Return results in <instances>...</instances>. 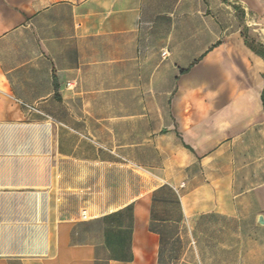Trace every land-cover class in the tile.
Returning <instances> with one entry per match:
<instances>
[{
    "label": "crops",
    "instance_id": "obj_1",
    "mask_svg": "<svg viewBox=\"0 0 264 264\" xmlns=\"http://www.w3.org/2000/svg\"><path fill=\"white\" fill-rule=\"evenodd\" d=\"M244 28L264 0H0V264H264Z\"/></svg>",
    "mask_w": 264,
    "mask_h": 264
},
{
    "label": "rangeland",
    "instance_id": "obj_2",
    "mask_svg": "<svg viewBox=\"0 0 264 264\" xmlns=\"http://www.w3.org/2000/svg\"><path fill=\"white\" fill-rule=\"evenodd\" d=\"M249 19V17H248ZM239 22L240 24H242L244 22V20H241L239 18ZM248 30L246 28L245 32L248 33ZM250 32V31H249ZM252 34L256 35V37L254 38V40H259L260 41V37L253 33L251 31ZM148 177L144 176V175H141L140 173H133V174H130L128 175V195L130 196H136L138 194H144V195H148L151 190H152V187L154 186V182H153V177L151 175H147ZM114 177V176H113ZM112 177H110L108 174L105 175V186H104V189L102 188L101 189V194L103 195H106L107 197L109 195H111V193L115 192L114 188L116 187L115 183L112 182ZM146 179H148V187L147 184H146ZM91 191H86V193H90ZM87 194H86V199H87ZM191 260V261H190ZM185 262H192V259L189 258L188 254L187 256L185 257ZM185 263V264H187Z\"/></svg>",
    "mask_w": 264,
    "mask_h": 264
},
{
    "label": "trees",
    "instance_id": "obj_3",
    "mask_svg": "<svg viewBox=\"0 0 264 264\" xmlns=\"http://www.w3.org/2000/svg\"><path fill=\"white\" fill-rule=\"evenodd\" d=\"M236 13L238 14V17L241 19L242 18V11L240 10L239 7H234ZM246 28L242 29V37L244 39V43L245 45L252 51L254 52L256 55L260 56L263 61H264V45L256 42L253 38H250L247 33L245 32ZM263 81H264V73L262 75ZM261 102H262V107H263V111H264V88L261 94Z\"/></svg>",
    "mask_w": 264,
    "mask_h": 264
},
{
    "label": "built area",
    "instance_id": "obj_4",
    "mask_svg": "<svg viewBox=\"0 0 264 264\" xmlns=\"http://www.w3.org/2000/svg\"><path fill=\"white\" fill-rule=\"evenodd\" d=\"M161 55H162V57H167V56H168V52H167V51H162ZM27 108L30 109V110H32V111H35L34 108H30V107H27ZM81 217H82V219H86V214L83 213V214L81 215Z\"/></svg>",
    "mask_w": 264,
    "mask_h": 264
},
{
    "label": "water",
    "instance_id": "obj_5",
    "mask_svg": "<svg viewBox=\"0 0 264 264\" xmlns=\"http://www.w3.org/2000/svg\"><path fill=\"white\" fill-rule=\"evenodd\" d=\"M258 223L261 225L264 223L263 218L261 216L258 218Z\"/></svg>",
    "mask_w": 264,
    "mask_h": 264
}]
</instances>
